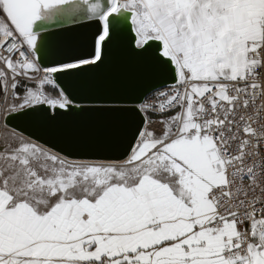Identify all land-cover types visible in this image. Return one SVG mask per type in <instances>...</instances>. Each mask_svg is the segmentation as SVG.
Here are the masks:
<instances>
[{
    "label": "snow or ice",
    "instance_id": "6c2138e0",
    "mask_svg": "<svg viewBox=\"0 0 264 264\" xmlns=\"http://www.w3.org/2000/svg\"><path fill=\"white\" fill-rule=\"evenodd\" d=\"M0 264H264V0H0Z\"/></svg>",
    "mask_w": 264,
    "mask_h": 264
},
{
    "label": "water",
    "instance_id": "95a60500",
    "mask_svg": "<svg viewBox=\"0 0 264 264\" xmlns=\"http://www.w3.org/2000/svg\"><path fill=\"white\" fill-rule=\"evenodd\" d=\"M69 40L71 42L72 38L69 37ZM130 71H134L133 69H129V68H125V67H121V66H116L113 68H110L107 70V72L112 73V74H119V73H125V72H130ZM90 120H96V119H101V118H88ZM103 119H116V118H103Z\"/></svg>",
    "mask_w": 264,
    "mask_h": 264
}]
</instances>
